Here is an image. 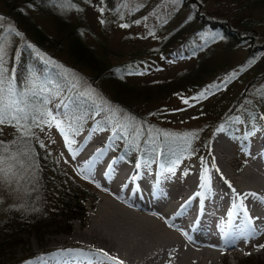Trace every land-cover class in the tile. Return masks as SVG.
I'll return each instance as SVG.
<instances>
[{
    "label": "rangeland",
    "instance_id": "374dc122",
    "mask_svg": "<svg viewBox=\"0 0 264 264\" xmlns=\"http://www.w3.org/2000/svg\"><path fill=\"white\" fill-rule=\"evenodd\" d=\"M248 1L249 0H103V3H101V0H71L72 7L69 8L67 5L63 4V0H52V4L50 1L31 2L30 4L21 5L18 10L10 11L14 4L22 2V0H0V17L3 18L0 19V37H6L4 47L6 50L5 60L7 69L10 73L13 69L15 70L14 75L18 85L29 75H35L48 84L53 92V98L48 105L49 109L61 120L65 118V113H67L68 117L73 121L74 128L79 130L78 134L72 137L75 140V143L71 145L72 151H69V147L65 146L64 138L55 127H45L43 131L37 128L41 132L39 139L44 144L46 152L50 155V159L54 160L57 167L63 171V175L71 177L73 182L83 189L84 192L92 195L91 197H87L86 201L83 202L84 218L82 220L74 219L65 222L63 218H58V221L61 223H59L56 228L44 229L41 237L38 239L32 234L28 236L23 235L21 238L22 244L3 253V256L0 257V264H22L38 256L41 257L42 254V256L50 254L63 255L64 253L86 255V253L96 248V243L90 242L87 244L86 237L83 236L82 233L88 229L91 220L97 219V215L95 216V214L98 212L100 206L106 204L107 207H109V212H112L113 208L120 209L132 215V218L137 221L141 220V218L152 217L162 233H171L168 225L156 214L147 211H139L134 208L131 209L130 206L123 204L120 199L109 193L107 189L95 183L94 176L91 175V178L88 175V177H86L88 179H86L83 174L80 175L78 171L79 168L72 165L73 162L71 158L74 150L81 143V139L86 135L89 136V142H95V139L101 142L103 149L102 152H98L99 157L107 152V155L110 154L117 163L126 168H131L135 164H140V167H138L139 170L137 171L138 175L136 174V176L139 180L144 181L146 187L154 189V192L157 189H168L171 183H173L178 186L180 192L182 191L181 194L184 195L191 188L193 190L192 183H198V186L202 189L214 186L215 189L224 194L226 199L231 198L225 193L227 186L216 177L218 172L223 170V167L215 162L211 156V148L214 139L217 135L218 140L222 142L226 150L229 151V156L227 155L229 157L228 162L224 167L233 180L238 179L237 177L241 175L242 171L249 163L250 157L253 155L252 151L254 146H257L259 136L264 133V119L259 118L260 122L253 130L248 144H246L244 149L238 151L237 145L231 139H228L221 130L214 129L208 121L207 116L203 117L201 115V111L204 112L205 107L211 100L200 102L192 99L193 97L190 99L187 98L189 96L186 97L185 95L173 94L170 95L168 99L162 101L161 96H154V98L149 101L147 110L156 109L157 106L160 105L166 106V110H168L166 116H169L167 117L169 121L165 119V121H160L157 124L164 128L163 133H165V137L173 136L176 141L179 142L176 146L181 148V150L184 149L183 154L185 157L178 163L173 164L171 168H164L159 164L148 166L140 160H137L135 163L133 162L134 164L130 163L120 155L122 145L116 139H113L112 133L114 132V128L111 130L105 129L99 124L100 120L107 117V115L105 113L95 115V112H93L92 115L88 114V108L86 107L93 106L92 100L86 95L80 94L81 92H89L93 94V97L101 96L109 102L108 98H106L108 97V91L103 89L99 82L97 86H93L87 82L86 78L91 75L86 68L77 67L78 71L71 69L72 62L68 60L65 53L66 44H62L59 49H56L55 43L61 38V33L59 32H62L61 29L65 23L77 26L79 23H83L82 34L80 36L82 43L98 57V59L105 62L107 65L135 61L151 63L156 61L154 55L157 52L161 50L165 51L167 48L174 46L175 37L166 43L167 38L169 39L170 36L177 33L178 35L180 34L179 40L184 39L188 36L190 27L192 25L193 28L197 26L195 22V9L198 8L199 13L203 14L205 19L210 18L218 21H229L234 28L237 27V22L243 19H246L248 22L254 21L250 31L255 37L254 42L261 44L264 42V4L258 3L256 5H248ZM110 7H112L113 10H110ZM99 8L104 9L103 15L99 13ZM101 20L104 21L103 24L100 22ZM137 21H139V23H136ZM15 23H17L20 28L25 26H28V28L30 27L31 34L27 35L25 39L22 35H15V32L21 33ZM121 24H127L129 27L122 28L120 27ZM33 28L37 29L35 36ZM58 28L60 30H58ZM9 29H15V32H9ZM39 35L43 37V46L46 48L40 50V54H38V48L34 46L35 42H39V40L35 38ZM213 35L216 34L208 30H203L198 36L190 41L188 40V47L195 50L198 48V52L194 59L188 57L186 59L187 61L163 65L159 70L148 76L139 74L117 78L123 84L133 88L159 87L163 89L165 85H168L169 88L165 91H167L166 93H170L169 89L173 81L186 74L194 73V69L198 65H205L209 68V74L206 76L209 80L214 76L212 73L216 70L218 73L220 70L219 68L223 65L229 63L230 67L234 68L245 60L249 62L254 61L250 63L252 68L250 73L246 75L245 73L242 75L239 74L235 79L240 78V81L238 80L239 82H237V80H235L230 87H227L226 96H224L220 102L226 109L223 110L225 112L230 108L229 106L232 101L237 98L239 99L238 102L234 101V104H236L234 110L244 107V102H246V105L253 103L256 106L258 104V100L256 99L264 95V53H259L252 59H247L248 55L244 47H239L237 44H233L225 39L213 40ZM23 42L26 44L27 53H24L22 50ZM28 54L30 59L27 60V63L19 62L18 65L15 64L17 62L15 57L20 59V55L27 57ZM52 62L55 63L53 64ZM50 63L54 65L56 70H64L69 75L71 82H69L68 87L63 86L54 78L45 76L46 72H48L45 66L50 65ZM260 64H262L261 68L255 71L254 69ZM23 68L27 69L26 76L23 75ZM237 70L238 69L233 70V72L235 73ZM74 81L78 82L76 88H73ZM184 100H187L188 103H184ZM62 102L66 107L60 106ZM260 102H262L260 110H257L255 106H250L251 113L257 112L256 117L264 116V96L263 100H260ZM231 124L236 127L238 133H241V126L236 120ZM83 131V136L80 140H77V136ZM134 132L135 129L132 134ZM14 136V132L9 126H4L2 132H0V139L4 141H10ZM184 137H187L190 143L186 144L182 139ZM206 141L208 142L207 148L204 151L202 150L204 153L202 156L196 155L200 153L201 150L192 154L193 150L200 149L202 144ZM145 149V147L142 148L143 151H146ZM128 156L134 158L135 154L130 152ZM206 169L208 176L211 178L210 180H213L210 181V184L202 186V177ZM217 169H219V171H217ZM53 182L56 181L53 180ZM133 188L137 190L140 187H138L137 183ZM133 194L134 193H132L131 197H133ZM0 198L3 200V202L0 203V212L2 213L5 210L7 211L10 208L22 205L25 195H9L6 191H0ZM166 198L164 200H166ZM230 200H232L233 206L235 197L232 196ZM170 201L173 204L177 202L174 201V199ZM196 205V199L186 204L183 208L184 210L182 209L178 213V217L176 215V221L179 222L182 217L187 215V209L190 206L196 207ZM131 210L135 211L136 214ZM238 211L239 210L234 213L236 217H244V214ZM93 215L95 217H93ZM99 219L100 217H98L97 220ZM250 241L255 244V249L250 250L252 246L246 247L244 251L240 250L228 253L224 256H221L222 252L218 249L215 251L221 253V255H219L216 261L209 264H264V248L257 247L258 245H264V234L254 236ZM48 251L49 253H47ZM166 255L165 258L162 254L160 256L157 255L158 257L155 256V258L151 261L149 260L150 263L147 264L178 263L177 260L173 259L175 255L174 251L167 252ZM72 264L75 263L73 262ZM189 264L196 263L192 262Z\"/></svg>",
    "mask_w": 264,
    "mask_h": 264
},
{
    "label": "trees",
    "instance_id": "16d2710c",
    "mask_svg": "<svg viewBox=\"0 0 264 264\" xmlns=\"http://www.w3.org/2000/svg\"><path fill=\"white\" fill-rule=\"evenodd\" d=\"M43 1H50L52 4V0H22V2L14 4L10 11L18 10L21 5ZM248 2V5H256L258 3L264 4V0H249ZM109 9L113 10L112 7ZM195 13V22L197 26L193 28L192 25L188 36L184 39L179 40L180 34L178 35L177 33L170 36L169 39L167 38L166 43L175 37L174 46L167 48L165 51L161 50L157 52L154 55L156 61L151 63L135 61L107 65L105 62L98 59V57L82 43L80 36L82 34L83 23H79L78 26L65 23V25L62 26V32H59L61 33V38L55 43L56 49H59L62 44H66L65 53L68 60L72 62L71 69L78 71L77 67L86 68L91 75L86 78L87 82L93 86H97L99 82L102 88L108 91V97H106L110 102L108 103L114 108L122 110L117 111L111 120L107 117L102 118L99 124L105 129L111 130L114 128V132L112 133L113 139H116L122 145L120 155L130 163L140 160L148 166L159 164L164 168H171L173 164L178 163L185 157L183 154L184 149L181 150V148L176 146L179 142L176 141L173 136L165 137V133H163L164 128L157 124L160 121H165V119L169 121V118H167L169 116H166V112L168 111L166 110V106L160 105L157 106L156 109L147 110L148 103L154 96H161L162 101L168 99L170 95L173 94L185 95L186 97L189 96L187 98L191 99L192 97L199 96L202 91L208 89L210 86H213L205 93L206 98L199 100L200 102L211 100L205 107L204 112L201 111V115L203 117L207 116L208 121L214 129H221L223 126V134L237 145L238 151L246 147L249 138L253 134V130L260 122L259 118L261 116L256 117L257 112L251 113L250 111V106H255L253 103L246 105V102H244V107L234 110V106L236 105L234 101L238 102L239 98H237L232 101L229 106L230 108L225 112L223 110L226 109L220 102L223 97L226 96L227 87H230L235 80H237V82L240 81V78L235 79L239 74L242 75L245 73L246 75L250 73L252 68L250 62L247 60L234 68L230 67L229 63L223 65L219 68L220 70L218 73L217 70L212 73L214 76L209 80L206 77L209 74V68L205 65H198L195 67L194 73L186 74L174 80L169 89L170 93H166L167 91H165L169 88L168 85H165L163 89L159 87L133 88L123 84L117 78L139 74L148 76L159 70L163 65L187 61L186 59L188 57L194 59L198 52V48L196 51L188 47V40L190 41L195 38L199 33L203 32V30H208L216 35L223 36L225 40H229L239 47H244L248 55L247 59H252L255 55L264 53V42L261 44L254 42L255 37L250 31L254 21L248 22L246 19H243L238 21L237 27L234 28L229 21H218L210 18L205 19L204 15L199 13L198 8L195 9ZM15 25L20 29L24 39L27 35L31 34L30 27L28 28V26H25L20 28L17 23H15ZM58 30L60 29L58 28ZM33 32L35 36L37 29L33 28ZM35 38L39 40V42L33 43L35 44L34 46L38 48V54H40V50L46 49L43 46V37L39 35ZM26 48V44L23 42L22 50L24 53L28 51ZM29 54L27 57L20 55V59L15 57L17 61L15 64L18 65L19 62L27 63V60L30 59ZM261 66L262 64L254 70H259ZM45 69L48 70L45 76L54 78L65 87L69 86L71 79L64 70H56L52 63L46 65ZM236 69L238 70L235 72V75H231L234 73L233 70ZM23 75H27L26 68H23ZM216 85H219V87H214ZM263 96L264 95L256 99L258 100V104L255 106L257 110L261 109L262 102H260V100H263ZM86 108H88L87 112L90 115L96 112L94 106H87ZM237 117L239 118L238 120ZM234 120L241 126V133H238L236 127L231 124ZM117 121L124 125L122 131H118L117 128L114 127ZM10 128L13 130L14 135H16L15 130L12 127ZM134 129L135 132L132 134ZM141 129L143 130L141 131ZM33 131L35 136L32 139V147L35 149L36 159L39 165V187L38 190L32 191L31 196H25L24 203L22 204L24 205L23 208L18 206L10 208L7 211L5 210L2 213L0 212V257H2L3 253L6 251L21 245V238L23 235L28 236L32 234L38 239L41 237L44 229L56 228V226L61 223L58 221V218H63L65 222L74 219L82 220L84 218L83 202L86 201L87 197L92 196L84 192L83 189L73 182L71 177L63 175V171L57 167L55 161L50 159V155L46 152V148L40 147L41 141L39 137L41 132L37 128H34ZM207 143L206 141L202 144L200 149L193 150L192 154L201 150L200 153L196 155L202 156L204 154L203 151L207 148ZM143 147L146 148V151L142 150ZM130 152L135 154L134 158L128 156ZM53 180L56 182H53ZM37 197L39 198L37 199Z\"/></svg>",
    "mask_w": 264,
    "mask_h": 264
},
{
    "label": "bare ground",
    "instance_id": "6f19581e",
    "mask_svg": "<svg viewBox=\"0 0 264 264\" xmlns=\"http://www.w3.org/2000/svg\"><path fill=\"white\" fill-rule=\"evenodd\" d=\"M88 139V135L83 136L81 143L74 150L71 158L72 165L77 166L85 178L88 175L89 177L94 176L95 183L107 189L109 193L120 199L123 204L130 206L131 209L156 214L168 225L171 233L164 231L162 233L152 217L141 218L137 221L125 211L113 208L112 212H109L107 204L101 205L95 214L97 219L98 217L100 219L91 220L88 229L84 233L81 232L86 237L87 244L96 243V248H93L95 251L91 250L86 255L64 253L63 255L42 256V254V259L38 256L22 264H72L73 262L75 264H118L121 261L122 264H147L155 256L158 257L157 255L162 254L165 258L166 253L170 251L175 252L173 259L177 260V264L192 262L209 264L216 261L221 255L216 252L218 249L222 252L221 256H224L228 253L244 251L246 247L254 248L255 244L250 239L264 234V204L259 203L251 196L244 200V205L248 209V215L253 218L254 235L244 231L245 216L239 218L234 214L231 222L228 218V213L232 210V200L230 199L232 196L235 197L233 188L241 196L246 193H256L260 197H264V133L259 136L249 163L235 180L228 175V171L224 167L228 162L229 151L216 135L211 148V156L223 167L216 177L227 186L226 192H224L231 197L230 199H226L224 194L214 186L202 189L198 183H192L193 190L189 188L190 190L184 195L173 183L171 185L169 183L168 189L156 190L155 188L154 192V189L146 187L144 181L139 180L136 176L139 170L137 164L126 168L117 163L110 154L107 155V152L99 157L98 152L103 149L101 142L96 139L95 142H89ZM225 181H228L232 187L229 188ZM137 183L140 188L135 190L133 186ZM132 193H134L133 197H131ZM198 193L199 195H197ZM165 198L166 200H164ZM173 199L177 201L175 204L170 201ZM195 199L196 207L190 206L187 209V215L182 217L179 222L176 221V215L178 217V213L185 205ZM133 212L135 213V211ZM95 216L93 215V217ZM257 217L259 219H256ZM221 229H223V234ZM102 252H107L115 260L105 259L101 255Z\"/></svg>",
    "mask_w": 264,
    "mask_h": 264
},
{
    "label": "snow or ice",
    "instance_id": "6c2138e0",
    "mask_svg": "<svg viewBox=\"0 0 264 264\" xmlns=\"http://www.w3.org/2000/svg\"><path fill=\"white\" fill-rule=\"evenodd\" d=\"M101 3H103V0H101ZM63 4L69 8L72 7L71 0H63ZM98 10L103 15L104 9L99 8ZM0 19L3 18L0 17ZM100 22L102 24L104 23L103 20ZM136 23H139V21ZM120 27L127 28L129 25L121 24ZM9 32H15V29H9ZM15 35L20 36L22 34L15 32ZM5 39L6 37H0V132H2L4 126H9L15 130L16 135L10 141L0 139V191H6L9 195L23 194L25 196H31L32 191L38 190L40 179L38 175L39 165L36 159L35 149L32 147V139L35 136L33 129L40 128L43 131L45 127H55L64 138L65 146L69 147V151H72L71 145L75 143L72 137L77 135L79 130L74 128L73 121L68 117L67 113H65L63 120L52 113L48 107L53 98L52 89L48 84L40 80L39 77L29 75L25 77L20 85L16 83L15 70L13 69L10 73L6 67ZM212 39L225 38L223 36L213 35ZM252 62L254 61H250V63ZM52 63L54 64L55 62ZM231 75L234 76L235 73ZM77 85L78 82L74 81L73 88H76ZM214 87L218 88L219 85ZM207 91L208 89H205L199 96L193 97L192 99L199 101L202 98H206L205 93ZM80 94L86 95L92 100L93 106L96 109L95 115L105 113L107 118L111 120L117 111H122L111 106L101 96L93 97V94L89 92H81ZM184 103H188V101L184 100ZM60 106L66 107L63 102ZM260 119H264V116H261ZM114 127L118 131L124 129V125L118 121L114 124ZM221 130H223V126ZM182 139L186 144L190 143L187 137ZM40 147H44L42 142L40 143ZM100 151L102 152V150ZM137 167H140V165L137 164ZM225 183H228L229 188L232 187L228 181H225ZM207 184H210V177L206 169L202 177V186ZM232 191L235 194V200L232 210L228 213L229 222H231L234 213L239 210L244 214L246 219L244 231L250 235H254L253 218L248 215V209L244 205V200L251 196L259 203L264 204V197H260L256 193H246L241 196L235 192L234 188ZM2 202L3 200L0 198V203ZM23 207L24 205H20V208ZM256 219L259 218L257 217ZM221 231L223 234V229ZM257 247L264 248V245H258ZM101 255L109 261L115 260L107 252H102ZM118 264H122V261L118 262Z\"/></svg>",
    "mask_w": 264,
    "mask_h": 264
}]
</instances>
